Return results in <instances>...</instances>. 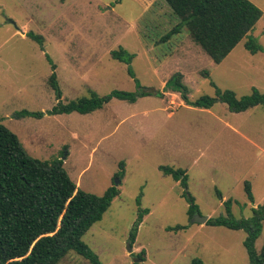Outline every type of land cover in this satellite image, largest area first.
I'll return each instance as SVG.
<instances>
[{"label": "rangeland", "instance_id": "1", "mask_svg": "<svg viewBox=\"0 0 264 264\" xmlns=\"http://www.w3.org/2000/svg\"><path fill=\"white\" fill-rule=\"evenodd\" d=\"M251 1L264 12V0ZM178 22L162 0H0L1 121L33 157L63 158L79 188L98 195L111 185L120 189L82 238L103 264H133L135 258L141 264H191L195 258L250 264L246 231L193 222L181 182L160 166L186 170L202 216H228L224 201L230 198L236 220L251 217L252 208L263 204L264 104L244 112L222 101L209 109L195 107L167 82L180 76L191 100L215 96L212 83L238 96L253 88L264 93V51L251 53L245 37L217 63L186 30L163 40ZM30 31L44 37L43 46ZM249 35L264 47V17ZM120 48L135 55L134 77L128 64L111 55ZM54 71L60 99L49 83ZM138 83L153 93L135 102L112 99L87 114L47 113L91 90L136 92ZM22 110L45 114L21 116ZM263 244L264 222L256 249ZM57 264L91 263L71 250Z\"/></svg>", "mask_w": 264, "mask_h": 264}, {"label": "trees", "instance_id": "2", "mask_svg": "<svg viewBox=\"0 0 264 264\" xmlns=\"http://www.w3.org/2000/svg\"><path fill=\"white\" fill-rule=\"evenodd\" d=\"M166 2L179 22L163 38L186 30L191 38L217 63H221L232 50L245 38V47L253 54L264 51L257 40L250 36L264 12L251 0H162ZM27 35L41 46L44 37L33 31ZM114 59L128 64L132 77L131 63L134 54L126 49L112 50ZM52 63L53 69L57 66ZM49 83L61 98V90L56 71ZM216 87L215 96L204 95L191 100L188 87L175 75L167 82L170 91L179 92L186 104L211 108L222 101L234 112H243L264 104V93L253 88L249 95L238 96L234 90ZM139 90L126 91L115 89L100 95L91 90L89 95L67 103H58L47 111L48 114L79 112L91 113L112 99L135 102L138 98L153 92L138 83ZM42 111L22 110L19 115L42 117ZM124 163L122 162L121 165ZM165 175H171L180 181L184 189L183 196L189 203L190 219L199 212L196 198L188 190L186 170L161 165ZM123 172V171H121ZM120 176V174L118 175ZM122 176V175H121ZM248 198L254 202L251 185L246 182ZM120 194L118 186L111 185L102 195L87 192L78 187L64 167V159L42 160L33 157L25 148L18 135L9 129L0 118V264H57L71 250L87 258L91 264H103L98 255L83 242V236L94 223L101 220L112 201ZM222 199V194L218 191ZM233 200L227 199L224 205L228 216L209 218L207 224L226 226L231 229H243L247 233L244 241L250 264H264V244L260 251L255 242L262 232L264 222V202L252 208V216L236 220L231 215ZM141 211L136 225L131 231V243L136 240L138 226L143 215ZM186 226H177L179 230ZM142 254L144 253L141 250ZM139 255L144 260L143 255ZM133 264H141L134 262ZM191 264H205L200 258Z\"/></svg>", "mask_w": 264, "mask_h": 264}, {"label": "water", "instance_id": "3", "mask_svg": "<svg viewBox=\"0 0 264 264\" xmlns=\"http://www.w3.org/2000/svg\"><path fill=\"white\" fill-rule=\"evenodd\" d=\"M208 220H209V216H202L198 213H196L194 217L192 218L193 222H199V223H207ZM129 250L132 251V248L130 247ZM137 261H139V259L135 258V262Z\"/></svg>", "mask_w": 264, "mask_h": 264}, {"label": "crops", "instance_id": "4", "mask_svg": "<svg viewBox=\"0 0 264 264\" xmlns=\"http://www.w3.org/2000/svg\"><path fill=\"white\" fill-rule=\"evenodd\" d=\"M263 17H264V15H263ZM244 112V111H243ZM253 143L256 145V146H258L259 144H257V142H256V140L254 141V139H253ZM258 148L260 149V147L258 146ZM261 149L264 151V149L261 147ZM260 149V150H261ZM264 153V152H263ZM223 199V198H222Z\"/></svg>", "mask_w": 264, "mask_h": 264}]
</instances>
